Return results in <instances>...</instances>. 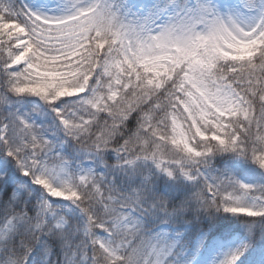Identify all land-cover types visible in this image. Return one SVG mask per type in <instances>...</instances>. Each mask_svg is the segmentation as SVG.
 Listing matches in <instances>:
<instances>
[{
    "label": "snow or ice",
    "instance_id": "6c2138e0",
    "mask_svg": "<svg viewBox=\"0 0 264 264\" xmlns=\"http://www.w3.org/2000/svg\"><path fill=\"white\" fill-rule=\"evenodd\" d=\"M0 264H264V0H0Z\"/></svg>",
    "mask_w": 264,
    "mask_h": 264
}]
</instances>
